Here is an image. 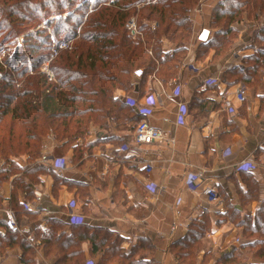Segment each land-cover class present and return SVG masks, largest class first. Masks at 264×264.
Listing matches in <instances>:
<instances>
[{
    "label": "trees",
    "instance_id": "1",
    "mask_svg": "<svg viewBox=\"0 0 264 264\" xmlns=\"http://www.w3.org/2000/svg\"><path fill=\"white\" fill-rule=\"evenodd\" d=\"M94 1L91 4V0H0V28L6 35L20 33L16 29L20 26H46L25 35L31 59L20 48L14 51L12 59L0 60V158L5 159L0 168V209L5 200L3 186L16 175L9 206L18 220L28 217L33 233L29 240L27 234L11 229L0 232V256L7 248L18 245L23 250L24 264H38L37 248H43L47 257L55 256L56 264H88L90 260H84L81 249L85 240L90 242L93 255L102 253L95 264L112 260L120 264H154L155 248L147 238L126 252L120 247V237L106 228L91 226L86 220L73 223L72 230L67 232L63 221L51 218L49 230H41L38 213L27 208L25 202L35 197L41 175H55L53 168L35 163L49 133L63 142V149L84 138L92 123L109 129L116 122L119 129L134 133L144 117L139 110L141 105L138 101L130 104L115 92L137 89L144 93L150 75L164 83L177 78L191 41L195 44L196 59H203L211 48L215 57H225L238 38V29L232 24L244 18L251 21L250 38L259 48L245 59L244 69L229 70L227 80L264 87V0H218L208 22L216 31L206 43L194 41L192 14L202 0ZM133 16L138 17L141 32L135 37L127 27ZM153 21L157 23L155 28ZM71 39V47L62 49L51 63L54 79L49 78L41 70L42 64L50 58L54 47ZM165 42L169 43L168 48ZM137 68L143 69L139 88L133 81ZM186 108L189 114L187 104ZM25 156L26 165H22L18 159ZM253 169L238 168L247 174ZM246 179L250 186L247 193L241 191L243 207L256 200L262 190L257 180L250 176ZM243 210L227 205L223 217L243 226L238 233L241 242L219 254L215 264H264V206H259L254 215ZM5 224L0 213V226ZM209 229L210 222L204 213L189 224L183 237L173 241L171 250L179 264L206 263L204 257L200 258L199 243ZM37 239L41 240L38 246ZM246 249H250L253 260L239 252Z\"/></svg>",
    "mask_w": 264,
    "mask_h": 264
},
{
    "label": "crops",
    "instance_id": "2",
    "mask_svg": "<svg viewBox=\"0 0 264 264\" xmlns=\"http://www.w3.org/2000/svg\"><path fill=\"white\" fill-rule=\"evenodd\" d=\"M217 1L202 0L193 12L194 22H200L195 30V42L200 41L202 28L209 29L210 39L213 37L216 30L208 22ZM250 23L244 18L232 24L238 29V38L225 57H215L211 48L203 59H196L193 42L177 78L164 83L150 75L144 93L137 89L130 93L122 89L115 92L125 101L131 97L140 105L149 106L150 123L164 130L167 140L137 144L134 133L119 129L116 122L109 129L92 123L84 138L63 149V142L49 133L43 140L46 151L51 159L65 158L67 165L62 170L53 168L55 175H41L35 197L25 202L31 211L38 213L41 230H49L51 218L63 221L67 232L72 230L73 223L86 220L91 226L106 228L120 237V247L126 252L147 238L155 248L154 264H179L171 244L183 237L189 224L205 213L210 229L202 241L210 243L212 248L203 253H216L218 250L213 249L221 247V250L230 242L239 245L237 236L243 226L225 220L227 205L248 209L251 215L264 206V87L227 80L229 70L244 69L245 59L259 48L250 38ZM165 46L168 48L169 43L165 42ZM141 77L133 74L138 88ZM240 87L245 90L242 100L236 95ZM180 104H187L190 110L184 122H179ZM40 158L41 155L35 163L52 168ZM245 161L256 163L248 174L237 168ZM18 162L26 165V156ZM191 174L200 176L194 187L189 181ZM15 176L2 189L5 200L0 213L4 218V210L11 208ZM248 176L257 180L262 190L256 200L243 207L241 191L247 193ZM207 186L215 187L217 199H208L203 192ZM23 198L20 194V199ZM17 223L24 230L18 232L27 234L31 240L28 217L17 219ZM7 229L0 226L2 233ZM40 243V239L35 242L37 246ZM228 248L219 251L217 257ZM81 249L85 261L92 260L95 264L102 257V253H91L88 240L82 242ZM36 251L38 264H56V257H47L43 248ZM22 254L18 245L7 248L0 256V264H24ZM108 264L120 263L112 260Z\"/></svg>",
    "mask_w": 264,
    "mask_h": 264
},
{
    "label": "built area",
    "instance_id": "3",
    "mask_svg": "<svg viewBox=\"0 0 264 264\" xmlns=\"http://www.w3.org/2000/svg\"><path fill=\"white\" fill-rule=\"evenodd\" d=\"M94 1V0H93ZM112 1V0H111ZM108 4H110V2H108ZM155 26H157V23L153 24V28H155ZM127 27L128 29L131 31V34L133 35V37H135L136 35L140 34V31L137 29V21L136 19L132 18L127 22ZM210 35L211 32L209 29L207 28H202L201 32L198 36V40H200L201 42H207L210 39ZM71 41L72 40H68V41H64L59 47H54L52 50V54L50 56V58L42 64L41 66V70L44 71L49 78L54 79V73L50 70V64L51 62L54 60V58L60 53V51L62 49H66V48H70L71 47ZM134 75L137 76H142L143 75V69L142 68H137L134 70L133 72ZM153 95H156L155 93H153ZM236 95L238 97V99L242 100L245 97V90L243 87H240L237 92ZM126 101L130 104H135V102L137 101L134 98L131 97H127ZM180 113H179V122H184L185 121V116L187 115V108L185 104H180ZM232 111L233 109L230 108ZM143 114L144 117L137 123L136 125V129L134 131V140L137 144H149L152 142H157V141H162V140H167V133L152 125L148 119L149 115L151 114L152 110L149 106H143L141 105L140 109H139ZM170 141H173V139L171 138ZM42 154H41V158L40 160L48 165H51L52 168L56 169V170H62L66 167V160L65 158H50L49 153L46 151L45 148V144H43L42 146ZM5 159L4 158H0V168L1 166L4 164ZM256 167V163L254 161H245L242 162L241 164H239L237 166V168H244V169H253ZM147 169L150 170L151 166L148 165ZM200 178L199 175H195V174H191L189 176V181H190V185H192L193 187L198 184L197 179ZM203 192L207 195L209 200H214L218 198V193L217 190L215 189V187L213 186H207L206 188H204ZM73 206L75 205V203H72ZM25 206L27 208H29V203H26ZM5 212V220H6V224L5 226L8 229H11L13 231H24L23 229H21V227L18 225L17 223V219H16V215L14 214L13 209L11 208H6L4 210ZM240 240L237 239V242H239ZM88 264H94V261L90 260L88 262Z\"/></svg>",
    "mask_w": 264,
    "mask_h": 264
},
{
    "label": "rangeland",
    "instance_id": "4",
    "mask_svg": "<svg viewBox=\"0 0 264 264\" xmlns=\"http://www.w3.org/2000/svg\"><path fill=\"white\" fill-rule=\"evenodd\" d=\"M94 2L95 1L91 0V4H93ZM132 18L136 19V21H137V29L139 30V28H138V17L137 16H133V17H131V19ZM203 21H204V16L202 15L201 22H203ZM154 23H156V22L155 21L151 22V25L153 26ZM194 26H195V29H196V27L198 28V26H200V22H199V24H197V22H194ZM40 27H45L46 28L44 23L40 24L39 26H37L35 28L21 27V26L17 27L16 28L17 31H19V32L21 31V32L20 33H15L12 37H10V35H6L7 32L0 28V35L4 36V38L0 37V60H4V58H11L12 59V56H14V51H16L17 49H20V48L21 49L19 51H23L26 54V56L30 57V59H31L32 56H29V53L27 52L28 49H27V43H26V40H25V35L28 34V33L34 32L35 30H37ZM53 40H54V38H53ZM32 41L35 42L34 39ZM72 42H73V40L71 41V44H72ZM192 43L193 42L191 41V44ZM6 68H8V67H6ZM50 70L53 72L51 67H50ZM243 211H247L249 213L251 212L248 209H244ZM230 212L231 211L228 210V213H230ZM237 237H236V239H237ZM238 239L240 240V238H238ZM233 240H234V238H233ZM230 243L228 245L222 247L223 249H221V250H225L226 248L232 246V243L231 244ZM199 244H200V248H202V251L200 252V254H202V257H200V258L204 257V259L206 261L205 264H215L216 258H218L217 254L219 253V251H221L220 250L221 247L219 249H213V250H218V252H216V253H213L212 251H210V252L206 251V253H203V250H206V249L212 248V247H210V243H205L204 241H201V243H199ZM239 252H242L244 254V256H246V258H248V260H253L251 252H250V249H246V250L239 251ZM207 253L210 254V255H206Z\"/></svg>",
    "mask_w": 264,
    "mask_h": 264
}]
</instances>
